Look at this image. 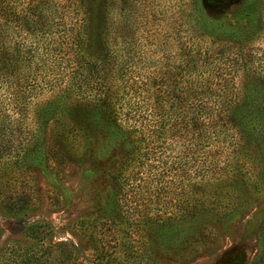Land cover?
Segmentation results:
<instances>
[{
    "label": "rangeland",
    "instance_id": "obj_1",
    "mask_svg": "<svg viewBox=\"0 0 264 264\" xmlns=\"http://www.w3.org/2000/svg\"><path fill=\"white\" fill-rule=\"evenodd\" d=\"M109 8L105 31L115 62L109 57L106 69L118 65L141 76L153 72L159 92L174 85L170 70L182 72L193 37L189 25L197 18L207 24L202 35L207 45L225 57L219 73L214 71L220 77L211 76L215 85L224 83L225 101L239 100L253 83L248 79L264 74V0H112ZM63 9L62 30L80 16ZM252 12L261 23L255 20L251 26H259L253 33L241 31L245 40L234 44V27ZM208 19L221 25L212 30ZM122 40L128 43L123 46ZM70 62L64 57L52 61L45 73H72L75 65ZM51 84L35 89L28 100L22 132L11 127L4 140L0 134V263L9 247L61 242L70 254L66 264L252 260L264 219V162L244 132L233 131L235 144L228 156L236 164L232 179H207L195 186L194 166L177 169L179 160H189L188 135L154 140L147 129L117 128L106 111L83 97L78 102H71L74 96L65 102L45 100ZM167 97L159 96L165 106ZM19 141L27 146L15 154ZM17 191L28 197L23 219L37 222L31 232L40 241L30 238L5 210L9 194ZM179 205L189 213L184 215ZM136 214L151 222L135 226L131 216Z\"/></svg>",
    "mask_w": 264,
    "mask_h": 264
},
{
    "label": "trees",
    "instance_id": "obj_2",
    "mask_svg": "<svg viewBox=\"0 0 264 264\" xmlns=\"http://www.w3.org/2000/svg\"><path fill=\"white\" fill-rule=\"evenodd\" d=\"M111 1L0 0L1 138L4 140L10 134L11 127L23 131L22 110L28 100L35 89L46 88L52 83V92L45 100L65 102L69 100L67 97L74 96L71 102H75L83 97L88 105L106 111L117 128L144 133L147 129L154 140L188 135L189 160H179L177 169L194 166L192 179H196L192 184L195 186L207 179L216 182L232 179L236 164L228 156L233 152L229 149L235 144L233 131L244 132L249 137L247 140L257 146L259 158L264 162V100L261 97L264 96V74L248 79L253 83L247 85L239 100L225 101L224 83L215 85L211 78L212 75L219 76L217 70L225 64V57L221 50L209 47L202 38L207 24L198 18L189 25L193 37L189 41L185 63L181 65L182 72L170 70V78L173 77L175 83L166 92L158 91V77L153 72L135 75L118 65L116 70L113 66L108 70V58L112 57L115 62L108 52V29L105 31L109 26L106 16ZM63 8L79 11L80 16L71 19L72 25L62 30ZM245 14L247 19L234 27V44H242L245 40L241 31L253 33L259 26H251L255 20L261 23L257 12ZM208 21L212 30L217 24L221 25L220 21ZM122 41L123 46L128 43ZM63 57L74 63V71L64 76L47 75L45 72L51 68L52 61L56 63ZM83 91L86 96H81ZM165 94L170 98L166 106L159 100V96L162 98ZM26 146V142L19 141L15 154ZM8 198L5 210L11 219L19 223L30 238L37 237L40 241L31 232L37 222L23 219L28 204L25 192L10 193ZM178 209L184 215L189 213L181 205ZM194 209L192 205L190 213ZM140 217L137 214L131 216L137 227L151 222ZM261 227L264 228V219L257 232L255 255L248 264H264V231ZM65 245L61 242L41 244L40 248L9 247L3 252L0 264H66L70 254L65 253ZM177 247H183L181 242Z\"/></svg>",
    "mask_w": 264,
    "mask_h": 264
}]
</instances>
